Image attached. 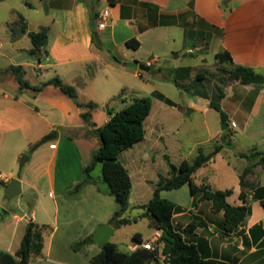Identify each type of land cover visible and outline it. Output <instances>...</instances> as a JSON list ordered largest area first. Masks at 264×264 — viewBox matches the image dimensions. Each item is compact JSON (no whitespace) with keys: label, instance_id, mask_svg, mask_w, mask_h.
<instances>
[{"label":"crops","instance_id":"obj_1","mask_svg":"<svg viewBox=\"0 0 264 264\" xmlns=\"http://www.w3.org/2000/svg\"><path fill=\"white\" fill-rule=\"evenodd\" d=\"M41 3L44 16L36 22L37 31H30V21L23 17L26 33L13 39L10 32L12 52L26 50L35 60H26L11 66H21L25 79L32 86H40L56 77L74 86L78 93L79 90L85 93L88 87L93 85L96 88V97L88 95L87 100H81L92 101L99 106L92 113V117L96 111H102L111 100L123 98L131 85V79L144 80V73L138 67L140 64L148 65L150 70L153 69L156 76L163 80L177 81L181 87L190 85L193 78L205 79L206 76H203L200 70L213 73L218 69L221 73L220 68L227 69L226 64L251 67L264 75V0H41ZM93 4H96L97 15L103 9L110 10L111 19L105 30H98L97 19L93 23ZM27 5L32 7L31 3ZM17 20L18 18L12 22ZM42 28L48 30L49 37L41 59L38 60V55H33L31 51L32 42L27 48H22L20 43L24 38H29L30 32H38ZM95 31L99 33L100 38L96 43L93 39ZM130 40H136L139 46H128L127 42ZM190 43H193L194 49L186 47ZM189 50L193 52L189 53ZM223 52L231 55L232 62L221 64L217 61L216 55ZM197 53H200L201 57L197 56ZM188 55L194 57L191 63L184 65L179 62L182 56ZM207 55L213 56L215 60L211 68L206 69L204 64L202 69L192 63L196 60L206 63ZM112 56L119 61L113 60ZM7 70L3 74L12 77L14 88L0 89V103H3L0 106V127L16 131L23 136L33 133L43 136L56 130L58 136L55 141L45 145L49 152L44 164L48 193L41 196V187L37 183L31 185L36 194L31 215H14L16 226L8 245H0V248L15 254L28 222L32 221L44 226V247L42 254L33 258L30 264H89L91 258L102 250L93 241L94 233L102 224H109L116 212L104 223L99 219L95 223L91 222L96 218L94 213L98 212L103 201L101 195L107 194L96 186L97 182L85 185L75 196L68 195L75 185L83 180L86 166L80 142L73 137V133L84 139L93 135L91 128L82 118L83 110L59 89L48 86L39 93L21 91L15 76ZM7 79H2L3 85L7 86ZM217 80L221 81V76H218ZM156 92L163 95L164 99L155 97ZM152 96L165 104L160 107V111L165 114L160 118H151L147 126L145 121L144 140L119 156L132 181L129 206L135 185L141 186L145 168L149 162H154V150L164 140V119L168 121L175 110L188 117L197 112L205 113L208 108L212 109L211 102L215 101H204L199 97L197 102L183 107L158 90H155ZM218 98V104L227 118L228 140L233 143L242 139L247 148H250L246 154L251 153L254 148L263 150L264 87L243 85L240 81H235ZM167 100L172 102V105ZM108 110L109 114L108 111L98 113L99 123L92 120L96 128L104 126L117 112L116 109ZM149 117L150 115L147 119ZM234 119L240 120V123H236ZM233 123L236 124L235 127ZM234 128H239V131ZM148 130L151 131L150 138ZM224 132L214 131L206 139H202L194 129L193 144L179 142L171 149L166 147L161 156L163 159L167 156L172 162L169 152L175 151L179 165L185 160L193 162L199 149L210 153L217 146H224L212 161L197 171L193 181L211 191L231 189L232 194L227 200L233 206L247 207L245 221L232 231H227L224 212H215L211 201L201 200L202 193L193 196L188 184L177 190V193L190 192L189 200L184 204L180 203L176 194L172 195V192L167 190L162 191L161 196L165 199L168 195L173 196L170 201L176 203L179 210L174 213L172 224L185 242L198 247L203 258L229 264H264V170L261 166L254 167L246 177L248 185L242 187L240 175L255 162L241 158L240 153H237L233 154L234 157L244 162L237 173L236 183L231 185L226 180L215 183L205 173L210 167L217 165L218 157L227 153L225 149L231 146V143L225 146ZM69 133H72V136ZM143 142L145 144L141 146ZM30 143L27 141V144ZM74 171L76 174L72 178ZM165 176H168V173ZM11 178L4 176L1 180L9 184ZM21 180L23 187L25 180ZM92 186L96 187L95 191L87 190ZM139 192L142 193L141 188ZM242 192L244 199L240 198ZM152 197L153 195L149 198ZM147 203L134 204L131 208H140ZM81 208L87 211L84 213ZM85 214L90 218L83 223L81 218ZM196 217L203 220L206 226L198 225L189 229ZM128 218L132 222L136 221V217ZM148 221L149 233H134L139 234L143 242L154 241L161 235L159 230L150 225L149 218ZM22 224L18 237L17 229ZM9 225L6 223L5 227ZM111 226L115 230L114 234L124 227ZM86 239L88 242L81 249L72 248L74 244ZM142 243L131 242L126 252L120 251L115 243L112 244L122 253H132L142 249ZM158 248L157 258L149 264H170L165 262L166 255L162 252V245H158Z\"/></svg>","mask_w":264,"mask_h":264},{"label":"rangeland","instance_id":"obj_2","mask_svg":"<svg viewBox=\"0 0 264 264\" xmlns=\"http://www.w3.org/2000/svg\"><path fill=\"white\" fill-rule=\"evenodd\" d=\"M27 3H31L32 7L28 6ZM41 5V0H0V89L2 87L6 90L14 88L12 77L8 74H3L6 69L11 65H18L26 60H35V57L30 56L26 50L12 52L9 24L20 15L30 21V31H37L36 29L38 28L36 22L44 16V8L41 7ZM30 44L31 41L28 37L24 38L20 43L22 48H27ZM186 47L194 49L193 43L188 44ZM196 55L201 57L200 53H197ZM36 57V59H39L41 55ZM172 57L174 56H171V58ZM193 58L194 57L190 55L182 56L179 62L188 65ZM206 59V63H203L200 60H196L192 63H195L197 67H201L202 69H204V64H206V69L211 68L215 62L214 57L207 55ZM226 67L227 69L220 68L221 73L218 69L213 73H210L207 70L204 72L200 70L199 72L203 73V76H206V78H193L190 85H185L182 88H178L172 81L159 78L156 76L153 69L148 72H143L144 80L131 79V85L127 89V93L123 95V98L111 100V102L104 106L102 111H96V113H94L92 120L99 123L98 113L107 112L108 108L116 109L117 112H120L134 97H149L152 100L153 106L150 117L146 120L147 126L151 118H160L163 113L165 114V112L162 113L160 111V107L165 104L152 96V93L155 90L162 92L176 104L183 107L188 106L191 102H197L199 97L204 101L215 100L219 103L220 100L218 97L235 82L229 77V71L232 70V66L226 64ZM218 76H221V81L217 80ZM3 78H8L7 80L9 81L7 86L3 85ZM95 90L96 88L93 85L89 86L85 93L80 92L79 90L80 99L85 101L87 100L86 97H88V95L96 97ZM2 105L3 103H0V106ZM171 115L172 116H169L168 121L164 119V122L166 123L163 132L164 140L161 141L154 150L155 160L154 162H149L146 166L141 186L138 187V184L135 183L136 187L131 198V205L123 216L124 218H128V216L136 217V221L120 228L111 238L110 243H115L122 252L127 251V246L132 242V237L136 231H142L143 233L150 232L146 211L142 208L131 207L134 204L147 203L150 199L149 197L153 195L159 175H167L169 171L168 163L162 158L161 152L164 151L166 147L171 149L173 145L178 144L179 142L186 145L193 144L195 142L194 129H196L199 137L202 139H206L208 135L214 131L223 130L221 115L213 108H208L205 113L197 112L191 117L178 112V110H175ZM235 122L240 123V120H235ZM234 130L239 131V128H234ZM224 131V144L227 147L228 144L231 143L230 140H228L229 130ZM150 133L151 131L148 130L149 138L151 136ZM69 134L72 136V133ZM45 136L46 135L42 136L34 133L23 136L16 131H9L5 127H0V180L4 176L12 177L11 179H18L21 182V179L25 180V184L22 187V194L11 199L6 197L5 188L0 189V245H8V240L16 226L14 215L21 216L24 215V213H27L28 216L31 215V210L36 198V194L31 188V185L37 183L41 187V196L48 193V184L46 176L44 175V164L49 156L48 149L45 145L50 141L41 142ZM73 137L80 142L81 149L84 153L85 165L90 164L93 160V154L97 151L100 145L98 137L96 135H91L85 137V140V138L83 139V137L75 133H73ZM55 140L56 138L53 141ZM27 141H30L31 143L27 144ZM144 144L145 143L143 142L141 146ZM225 150L227 153H223L218 157L217 165L210 167L205 173H207V176H209L215 183L226 180L228 184L232 185L233 183H236L237 173L244 162L239 158L236 159L233 154L242 152L248 153L250 148H247L246 143L242 139H239V141L231 143V146H228ZM169 153L173 159H171L172 162L178 165L176 152L170 150ZM24 161L25 164L22 165V162ZM119 161L122 163L121 159H119ZM75 174L74 171L72 174V176H74L72 178L75 177ZM92 177L98 183L96 185L97 187L107 190V185L102 180L100 164L95 166L92 171ZM140 188L142 189V193L139 192ZM87 190L95 191L96 187L92 186ZM169 192H172V195L176 194L182 204L189 200L190 192L186 191L177 193V190ZM172 195H168L169 199H167L171 200L173 197ZM101 196L103 201L98 208V212L94 213V217L96 218L91 221L92 223H95L97 219L104 223L109 217H112V214L115 211L119 210V205L115 202L113 197L107 194ZM82 207L84 206L82 205ZM81 211L85 213L87 209L81 208ZM89 218L90 217L85 214L81 219L84 223ZM6 223H9L10 225L5 227ZM23 224L17 229L19 232L18 237L20 236Z\"/></svg>","mask_w":264,"mask_h":264},{"label":"trees","instance_id":"obj_3","mask_svg":"<svg viewBox=\"0 0 264 264\" xmlns=\"http://www.w3.org/2000/svg\"><path fill=\"white\" fill-rule=\"evenodd\" d=\"M91 12L94 23L98 16L96 4H93L91 7ZM9 29L13 39L25 34V19L19 15L17 21L9 24ZM28 36L33 44V49L31 50L33 55L40 54L42 56L43 49L48 43V30L42 28L38 32H30ZM93 39L96 43V38L93 37ZM127 45L137 48L139 43L136 40H130L127 42ZM40 59L41 57L38 60ZM112 59L119 61L115 56H112ZM216 59L221 64L232 62L231 55L227 52L217 54ZM7 72L13 73L21 91L30 90L39 93L48 86H54L83 110L82 118L85 124L91 128V134L98 137L100 145L93 154L92 162L84 168L83 180L77 183L68 195L75 196L80 193L85 185L96 183L92 177V171L97 164H100L102 180L107 185V190L105 191L119 205V210L114 213L109 224L120 228L131 223V219L124 218L123 216L129 208L132 181L128 170L119 161V156L122 152L131 149L135 144L144 140L146 134L145 121L152 110L151 98L131 99L104 126L96 128L95 123L92 121V113L99 106L92 101H81L79 93L74 86L66 84L58 77L40 86H32L25 79V73L21 66H10ZM229 77L231 80L240 81L243 85L252 84L257 87H264V75L251 67L232 66V70L229 71ZM173 83L178 88H182L177 81L173 80ZM154 96L164 99V96L158 92ZM167 102L172 105V102L169 100ZM211 107L220 113L223 124H227L226 115L220 105L216 101H212ZM57 136L58 132L56 130L52 131L41 142L52 141ZM223 148L224 146H217L210 153L199 149L193 162L185 160L179 165L172 163L167 156L165 157L169 167L168 176L159 175L153 197L147 204L140 207L146 211V215L151 221L150 225L161 232L156 244L162 245V252L166 255L165 262L170 264H229L220 260L205 259L201 256L196 245L185 242L183 236L172 224L173 215L179 210V207L176 203L161 196V192L164 190H178L188 184L193 196H196L197 193H202L201 200L211 201L215 212H224L225 228L227 231H232L242 224L246 219L248 209L246 206H233L228 202L227 198L232 194L231 189L211 191L208 187L198 186L193 181V177L197 171L212 161ZM239 157L246 158L250 162H255L240 175L241 186L246 187L248 185L246 177L253 171L254 167L261 166L264 170V149L259 150L258 148H254L249 154L240 153ZM7 185L8 183L0 180V189L5 188ZM240 198H245L244 192L241 193ZM195 205L197 206V201ZM198 225L206 226V223L196 217L190 224L189 229ZM43 229L44 226H40L32 221L28 222L20 247L15 254L0 248V264H30L33 258L39 257L44 247ZM87 242L88 239L83 240L74 244L72 248L74 250L81 249ZM132 242L142 243L143 240L139 234H136L132 237ZM158 254V250L150 251L143 248L132 253H122L115 244L108 243L98 255L91 258L89 264H149L157 258Z\"/></svg>","mask_w":264,"mask_h":264},{"label":"water","instance_id":"obj_4","mask_svg":"<svg viewBox=\"0 0 264 264\" xmlns=\"http://www.w3.org/2000/svg\"><path fill=\"white\" fill-rule=\"evenodd\" d=\"M94 37L96 38V41L99 42V33L95 31ZM39 55V54H36ZM139 69L143 72L150 71V67L148 65L140 64ZM109 114V110H108ZM227 129V125L223 124V130ZM25 164V161L22 162V165ZM5 194L6 197L11 199L13 197L19 196L22 194V187H21V181L18 179H12L9 184L5 187ZM115 230L110 224H103L101 225L96 232L93 235V241L100 246L102 249L106 247L108 243H110V240L114 234Z\"/></svg>","mask_w":264,"mask_h":264},{"label":"built area","instance_id":"obj_5","mask_svg":"<svg viewBox=\"0 0 264 264\" xmlns=\"http://www.w3.org/2000/svg\"><path fill=\"white\" fill-rule=\"evenodd\" d=\"M111 19V14H110V10L108 8L103 9L101 11L98 12V16H97V28L99 31L105 30L108 26H109V21ZM192 50H189V53H192ZM236 124L233 123V127H235ZM160 238V234L156 237V239L154 241L149 240L147 242H143L141 244V247L143 249L146 250H150V251H157L158 245L156 244L157 240Z\"/></svg>","mask_w":264,"mask_h":264}]
</instances>
